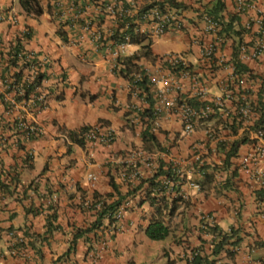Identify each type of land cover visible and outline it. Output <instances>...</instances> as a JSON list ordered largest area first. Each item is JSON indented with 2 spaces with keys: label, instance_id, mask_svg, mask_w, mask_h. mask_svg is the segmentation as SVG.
Returning <instances> with one entry per match:
<instances>
[{
  "label": "crops",
  "instance_id": "obj_1",
  "mask_svg": "<svg viewBox=\"0 0 264 264\" xmlns=\"http://www.w3.org/2000/svg\"><path fill=\"white\" fill-rule=\"evenodd\" d=\"M54 1L40 0L42 12L32 14L23 11L17 0H0L1 8L11 9L16 15L14 22L0 19L1 42L14 41L16 31L27 25L31 33L22 38V43L48 57L42 68L44 78L39 88L49 92L47 103L36 115L43 131L34 140H27L32 165L19 170V177L21 183L36 178L38 190L43 192L48 187L52 191L47 199L33 191L28 198L18 199L0 191V264H181L193 247H198L209 258H215L214 264H264V186L240 169L236 155L231 156L230 165L222 167L231 141L243 139L246 134L243 128L247 122L239 119L236 110L239 103L236 92L203 123L222 133L223 140L207 139L200 123L191 134L181 136L178 114L172 111L162 112L154 139L143 140L146 116L143 120L139 115L132 122L128 120L131 116L136 117L137 112L132 113L128 106L134 95L128 76L120 72V67L124 66L122 59L130 56L133 50L139 52V44L127 46L118 55L111 53L117 47L110 41L105 43L102 39L94 45L90 32L81 28L79 22L72 23L65 12L60 15L55 11ZM60 1L63 4L60 7H69V0ZM215 1L175 0L174 8L181 26H171L151 41H144L148 45L144 48L147 51L138 59L132 58L137 65L134 68L154 72L162 65L158 59L160 52H180L207 86L206 93L197 99L212 101L216 95L223 94L227 70L222 66L215 67L200 52V45L210 39V34L204 30L201 13L203 9L209 11ZM222 1L224 8L220 13L228 20L233 0ZM86 3L88 19L93 26L100 23L104 38L107 28L118 25L117 18L98 10L93 0H86ZM232 25L228 33L234 39L233 35L239 33L236 30L238 23L233 21ZM219 47L227 58L230 57V40ZM243 66L251 67L254 78L259 79L264 56ZM190 84V79L185 78L183 96H193ZM252 87L250 99L257 101L260 99L259 83L254 82ZM147 105L143 103V106ZM14 114V110L3 113V122L4 118ZM94 123H100L103 130L112 127L115 137L107 144H95L90 155L88 145L78 142L77 136L82 125ZM247 148L245 142L240 143L237 154ZM141 153L150 156L151 166L143 167ZM195 153L201 163L208 166L206 170L213 172L211 181H204L197 169ZM14 160L11 152L0 156L5 167ZM121 161L136 166L142 178L151 175L161 161L170 162L179 177H184L174 187L178 188L177 192L186 194L184 201L172 214L168 213V207L159 212L157 203H151L142 192L146 182L135 192L132 188L140 178L122 179ZM213 166L221 167L213 171ZM235 166L237 173L231 176ZM88 174L96 175L93 183L87 179ZM226 177L229 181L222 186ZM186 179L199 182L204 185L203 189L190 186ZM120 195L130 200L125 215L117 223L120 231L111 232L107 220L103 219L98 229L76 234L77 228H83L94 218L92 210L82 207V200L93 201L95 198L111 202ZM165 197L167 202L171 199L167 190ZM48 201L57 206L59 227L53 230L46 227ZM208 216L214 220L208 221ZM155 217H161L169 226V234L164 238L151 239L145 234V226ZM206 221L221 229L232 225L239 227L241 240L232 255L224 248L212 254L214 235L201 228ZM224 247L231 248L232 245L225 244ZM92 248L99 250L97 257L89 256Z\"/></svg>",
  "mask_w": 264,
  "mask_h": 264
},
{
  "label": "built area",
  "instance_id": "obj_2",
  "mask_svg": "<svg viewBox=\"0 0 264 264\" xmlns=\"http://www.w3.org/2000/svg\"><path fill=\"white\" fill-rule=\"evenodd\" d=\"M71 12V20L73 22H79L83 29H88L92 22L88 19L86 3H79V0H69ZM199 1V0H198ZM233 11L240 17V26H238L239 33L237 39L234 40L230 36L225 35L224 26L221 21L214 16L210 15L207 11L203 10L201 13L202 20L204 22V30L210 34V39L200 45V52L203 57L207 58L210 63H214L215 67L222 66L227 70L226 83L223 94L215 96L214 100L205 103L192 104L187 100V97L182 95V91L185 88L184 79L189 78L191 81L190 90L192 94L197 97H202L207 87L200 82V79L191 73L187 68V62L182 53L163 51L158 55V59L162 61L156 71L148 72L147 68H142L141 72L134 74V82L141 78L145 73L148 76V80L152 85L157 101L154 103L153 114L150 117V131L154 132L160 127L161 114L164 111H172L178 114L180 121V135H189L197 127V125L205 123L211 114L216 112L219 107H222L226 99L232 98L236 92L239 103L236 110L240 120H246L243 131L246 134L243 136V142L246 143L247 149L241 154H237L238 166L240 169L251 177L259 185L264 186V68L261 70V78H254V72L251 67H244L242 65L248 62L259 61L264 56V0H233ZM55 6L61 8L63 6L60 0L54 1ZM95 6L98 10L108 13L110 15H118L121 11L118 0H94ZM141 20L144 24L140 27L133 29L134 33H142L148 38H153L163 33L167 28L171 26L180 27V21L178 19L177 10L174 7H160L154 5L149 9H146L141 13ZM92 33L96 36H100V30L94 29ZM117 51L124 50L126 45L129 44L131 39V33L124 31L123 35L119 37ZM231 41L232 52L230 57L227 58L224 52L220 51V45ZM236 45V46H235ZM35 51L31 50L30 53L35 54ZM37 62L33 65L36 67ZM164 66V69H163ZM166 68V69H165ZM10 77H4L2 81L5 86L3 88L10 87V81L15 85L14 72L10 69ZM263 76V77H262ZM254 82L259 83L260 99L252 101L250 99V91L253 88ZM133 90L135 97L139 95L138 85ZM1 90V89H0ZM5 100L10 102L12 110L16 112V119L18 127L24 132L25 135H34L42 132L43 126L36 120V118H26V112L29 108V102L39 103L44 102V98L40 95L33 94L29 99H17L15 94H5ZM143 102L145 100H142ZM132 106L138 109L136 102ZM28 107V108H27ZM129 121H134L136 117H129ZM132 118V119H131ZM204 134L207 139L213 141H221L224 137L223 134L208 124H203ZM83 138L89 145L94 143L107 144L114 139V129L110 126L106 130L101 129L100 124H94L93 126L84 130ZM142 154V153H141ZM144 166H151L153 164L150 156L144 154L141 155ZM194 158L199 164H202L201 159L197 157V153L194 154ZM125 173L122 172V175ZM139 176L140 170L134 169L128 176ZM88 178L94 179L95 175L89 174ZM183 179L184 177H179ZM162 181L170 191L169 194L172 197L181 195L178 203L184 201L186 194L184 192H174L173 182L170 179L163 178ZM186 182L193 187L200 188L199 182L186 179ZM144 193V191H142ZM130 200H126L121 205L116 216H122L124 213V207L129 204ZM213 221L211 216H208V221ZM20 240V238H17Z\"/></svg>",
  "mask_w": 264,
  "mask_h": 264
},
{
  "label": "trees",
  "instance_id": "obj_3",
  "mask_svg": "<svg viewBox=\"0 0 264 264\" xmlns=\"http://www.w3.org/2000/svg\"><path fill=\"white\" fill-rule=\"evenodd\" d=\"M175 0H165V2H168L169 4L176 6ZM163 1H154L148 5H146L145 8H147L149 5H152L154 3H160L162 5ZM19 3L21 4L22 8L27 13L32 14H39L42 12L43 7L40 4V0H19ZM224 8V2L222 0H216L213 7L209 10V12L216 17H219L220 19H224L222 16V9ZM238 17L236 14H230L228 20H227V28L232 27L233 21H235ZM131 30V28L129 29ZM145 37L143 36H132L131 42H136L141 44V49L139 48V52L134 53L133 55H130L128 57H125L122 59V63L124 64L123 67H120V72L125 76H129L131 72H133L138 67L135 65L136 63L132 61V58H139V56L146 53L147 49L144 48L147 45V43L144 42ZM20 42L15 44H11V47L14 49H8L7 54L8 56L4 57L2 56L0 58V67L2 68L3 65H6L8 67L9 65H15L19 69L14 72V80L15 85L13 83H10V89L12 90L13 94H15L17 99H29L33 96L34 92L36 95L40 93V91L36 90V86L41 84V79L43 77L42 73L40 72L38 75L34 77L33 80H28L30 78L29 76V68H25L27 65L18 63L17 58V51L19 49ZM236 46V45H235ZM4 57V58H3ZM140 88V95H145L144 98L147 99V106L141 105L139 109L136 111L137 115L140 116V119L143 120L145 117V126L142 129V138L143 140L148 139H154V132L150 131V117L154 116L153 112V105L156 102L155 98L157 100V97L155 95L154 89L152 85L150 84L148 80V76L143 73L141 78H139L136 81ZM2 95H0L1 97ZM154 97V98H153ZM192 104H197L198 102L193 100V98L187 99ZM32 107V106H31ZM6 109V104H5ZM87 125H83L80 130ZM0 156L3 155V153H9L11 152V155L15 159L13 161V164H9L7 167L3 166L0 162V191L3 194H10L14 198H20L25 197L28 198L32 191L37 193L39 196L46 197V199L49 197V195L52 193L50 191V188L45 187V190L41 192L38 190L36 184L37 180L36 178L31 179L27 183H21L20 177H19V170L25 167H29L32 165L31 163V153L29 150H27V139L24 132L18 127L17 119L13 117L12 120L5 121L0 126ZM10 131V134L7 133V131ZM243 139H235L231 141L228 151L226 153V157L223 161V166L226 167L230 165L231 156L237 155V149L242 143ZM197 169L199 172L202 173V176L205 178L207 182L211 181L213 178V172L209 173L206 168L205 164H199L197 163ZM221 166H213V171L218 170ZM8 169V170H7ZM5 170V171H4ZM237 173V167L235 166L232 168L231 176L236 175ZM170 179L172 181H178L180 178L178 176L177 170L175 169V166L171 164L170 162H164L161 161L155 168V170L152 172L151 175L145 176L144 179H141L138 183L140 185L141 181H147L148 187L145 189V194H147L148 198L151 200V203L156 205V209L161 212L163 208L168 207V213H173V211L176 209L178 202L181 198V195H177L176 197H172L171 199L168 198V202L166 201L165 197V191L168 190L165 183L162 181L163 178ZM142 178V177H141ZM183 180V179H181ZM229 181V178L226 177L221 182L222 186L226 185ZM110 182H112L110 180ZM20 183V185H19ZM176 185V184H175ZM175 187V186H174ZM204 185L200 184V188L203 189ZM137 186L133 187L132 190H135ZM175 190L178 191V188ZM154 194H153V193ZM8 193V194H7ZM125 197V195H120L118 198L111 200V202H106L102 199L96 200L95 198L93 201L89 200L84 204L85 208H88L92 210V214L94 216L93 220H91L88 224H86L83 228H77V233L80 234L87 231H92L93 229H98L99 225H101V221L103 220L104 215H110L113 210H115L119 204L121 203L122 199ZM161 202V204H158ZM29 208L31 210H34V207H31L29 205ZM46 227L48 230H53L59 226V224L55 223V220L57 219L58 213H57V206L55 202L48 201L46 203ZM26 210H28V206L26 207ZM110 221H113V218L109 217ZM201 228L203 230L210 231L214 235L213 240V248H212V254L218 253L221 249H225L226 252L229 255H232L236 250V245L241 240V235L239 233V227L230 226L228 229H221L215 224H208L203 223ZM146 235L151 239H161L164 238L169 234V226L167 223L163 221L161 217H155L152 220L148 222V224L144 228ZM74 238V237H73ZM225 244H231V248L224 247ZM215 258H209L208 255L202 254L199 250L198 252L193 256V258L187 262V263H181V264H214Z\"/></svg>",
  "mask_w": 264,
  "mask_h": 264
},
{
  "label": "clouds",
  "instance_id": "obj_4",
  "mask_svg": "<svg viewBox=\"0 0 264 264\" xmlns=\"http://www.w3.org/2000/svg\"><path fill=\"white\" fill-rule=\"evenodd\" d=\"M196 1H198V0H196ZM199 1H201V0H199ZM79 3H86V0H79L78 1ZM118 2H120V4H119V6L122 8L121 9V11L118 13V15H111L113 18H117V22H118V25H114V26H111V27H109V28H107L106 29V35H105V37L104 38H102V34H103V32H104V30H103V28H102V26L100 25V23H98L96 26H93L92 24L88 27V29H85L86 31H89L90 32V38H91V40H92V43L95 45V41H99V40H104V42L106 43V41H110V43L113 45H116V47L118 46V43L120 42V39H119V37H121L122 35H123V32L124 31H127V32H130L131 33V38H132V36H143V37H145V41L147 40V41H151V39L152 38H148L146 35H144V34H142V33H134L133 32V29L135 28V27H140L141 25H143L144 24V21L143 20H141V13L143 12V11H145L146 9H149L150 7H152V6H154V5H158V6H160V7H165V6H169V7H174L173 5H171V4H169L168 2H165V4L163 3L162 5H160V3H154V4H152V5H149L147 8H145L146 7V5H148V4H150V3H152V2H154V1H146V2H142V1H137V0H118ZM234 3V2H233ZM87 4V3H86ZM93 4L95 5V3H94V0H93ZM21 5V4H20ZM54 5H55V3H54ZM70 6V5H69ZM57 8V9H56ZM21 9L23 10V11H25L23 8H22V6H21ZM71 8H69V7H61V8H58V7H56L55 6V11H57L60 15L62 14V12L64 13H66L67 15V17L70 19V21L72 22V23H77V22H73L72 20H71V14H72V12H71ZM203 10H205V9H203ZM205 11H207L210 15H212V16H214L215 18H217V19H219L220 21H221V23L223 24V26H224V31H225V35L226 36H229V33H228V28H227V20H225V19H220L219 17H216L215 15H213V14H211L208 10H205ZM26 12V11H25ZM103 12V11H102ZM27 13V12H26ZM105 13V12H104ZM178 13V12H177ZM231 13L234 15V14H236L233 10L231 11ZM108 14V13H107ZM236 16L238 17L236 20H235V22L236 23H238V26H240V17H239V15H237L236 14ZM0 19L1 20H4V19H7L9 22H14L15 20H16V15H15V13L10 9V11H7V10H5V9H3V8H1L0 7ZM238 26H237V28H236V30L239 32V29H238ZM97 27H98V30H100V36L98 37V36H96V34L94 33H92V30H94V29H97ZM82 28V27H81ZM131 28V30H129ZM230 28V27H229ZM30 33H31V29H30V27H28L27 25H25V26H23V27H21L20 29H18L17 31H16V34H15V39H14V41H9V43H7V44H3L2 42H1V40H0V58L2 57V56H4V57H6V56H8V54L6 53L7 52V50L8 49H14V48H12L11 47V44H15V42L16 43H18V42H20V45H19V49L18 50H16L17 51V58H18V63H19V65L20 64H22V65H24V64H26L27 63V65L25 66V68H29V71H28V73H29V76H30V78L28 79V80H33L34 79V77L36 76V75H38L40 72L42 73V75H43V70H42V68H43V65H44V63L45 62H48V57H47V55L46 54H44V53H42L41 51H39V50H36V49H33V48H26L25 46H24V44L22 43V38L24 37V38H27V37H29L30 36ZM238 36V35H237ZM237 36H236V38H234V40H236L237 39ZM131 44H139V48L141 49V44L140 43H136V42H131V39H130V41H129V44L128 45H126V47L127 46H131ZM4 49V50H3ZM31 50H33V51H35L34 53L35 54H32V53H30L31 52ZM114 50H111V53H114L113 52ZM123 51H125V49L124 50H121V51H117V55L120 53V52H123ZM134 53H136V51H132L131 52V55H133ZM180 53V52H179ZM184 56V55H183ZM3 57V58H4ZM37 58H39V62L36 64V67L33 65L34 63H36L37 62ZM187 62V61H186ZM187 68H188V70L191 72V73H194L193 71H192V69H191V67H190V65L188 64V62H187ZM242 68H244V66L242 65ZM10 69L11 70H13V72H16L19 68L17 67V66H15V65H9L8 67H6V65H3V67L1 68L0 67V95H2L1 97H0V104H1V108H0V116H1V120H2V123H4L3 122V119H2V117H4L3 116V113H8L9 111H11L12 110V106L10 105V102L8 101V100H5V94H12V90H7V89H10V87H6V88H3L2 86H5L4 85V82L2 81V79L4 78V77H10L11 76V74L9 75V72H10ZM142 69V68H141ZM141 69L139 70H134L133 72H131V74L128 76V80H129V83H130V88H131V90H132V93H133V90H134V88L136 87L135 85L137 84L138 85V83L136 82H134V74H136V72H141ZM195 74V73H194ZM196 76H197V74H195ZM14 76V75H13ZM126 77V76H125ZM198 77V76H197ZM42 78H44V75H43V77ZM42 80V79H41ZM201 82V81H200ZM9 83H11V81L9 82ZM41 83H42V81H41ZM202 83V82H201ZM204 84V83H203ZM41 85V84H40ZM40 85H38V86H36V90H38V91H40V93H38V95L40 96H42L43 98H44V102H41V103H39L38 104V102L36 101L35 103H31V102H29L28 104V106H29V108L27 109V112H26V115H27V113H30L29 115H27V117L26 118H36V120L40 123V125H42L41 124V121L39 120V118L36 116L37 115V113H39L42 109H44L45 108V105H46V103H47V101H46V99H47V95H48V91H45V90H39V88H40ZM204 85H206V84H204ZM207 87V86H206ZM138 88H139V85H138ZM35 93V92H34ZM144 96L145 95H140V88H139V95H137L136 97H135V95H134V99L133 100H130L129 102H128V106H129V108H130V110H131V112L132 113H134L135 114V112L139 109V107L141 106V105H143V103L146 105L147 104V99L146 98H144ZM185 97H187V96H185ZM190 97H187V99H189ZM191 98H193V100H194V98H195V101H197L198 103H205V102H210V101H204V100H201V99H197V96H191ZM142 100H145L144 102L142 101ZM157 101V100H156ZM134 102H136V104H137V106H138V109H136V107L134 108L133 106H132V104L134 103ZM197 103V104H198ZM5 104H6V109H5ZM197 104H194V105H197ZM32 106V107H31ZM13 111V110H12ZM137 114V113H136ZM13 117H15L16 118V115L14 114L11 118H4V120L5 121H8V120H12L13 119ZM146 118H147V116H146ZM1 123V124H2ZM1 124H0V126H1ZM94 124H100V123H94ZM94 124H84V125H87V126H85V127H83L81 130H79V133H78V136H77V140H78V142H80L81 144H87L88 145V153L90 154V155H92L93 154V150H92V148H93V146L95 145V144H102V143H94V145H89L88 143H87V141L83 138V132H84V130L85 129H87V128H89V127H91V126H93ZM83 126V125H82ZM43 131V130H42ZM42 132H40V133H38V134H34V135H26V139L27 140H34L35 138H37L40 134H41ZM115 137V136H114ZM242 139V138H241ZM243 141V140H242ZM32 155V154H31ZM122 162V161H121ZM121 165H123L122 167H121V176H122V179L123 180H130L132 177H138V178H140V180L141 179H144V178H141V176L139 175V176H131V175H129L128 176V174H130V172H132V170H134V169H138L136 166H134V165H132V166H128V165H126L125 164V162H122V164ZM155 170V169H154ZM122 172H124L125 174L124 175H122ZM89 175V174H88ZM88 175H87V179L91 182V183H93L94 182V180H96V175L95 174H93V175H95V178L94 179H90V178H88ZM179 176V175H178ZM165 178V177H164ZM178 181H183V180H178ZM144 182H146L147 184L142 188L143 190L142 191H144V193H145V189L148 187V182L147 181H141V183H140V185H138V184H136V185H134V187L135 186H137V188L134 190L135 192L138 190V188L141 186V184H143ZM177 183V181H175V182H173V191L174 192H177V190H175L174 189V186H175V184ZM133 189V188H132ZM168 192H170V191H168ZM179 193V192H178ZM90 199H84V200H82L81 201V203H82V205L84 206V204L86 203V202H88ZM126 200H128L127 198H123L122 199V201H121V203L119 204V206L115 209V210H113V212L109 215H104V217H103V219H106L107 220V224L109 225V227H111V232H117V231H120V228H118V225H117V223L120 221V219H122L123 218V216L125 215V212H126V210H127V206L129 205H127L126 207H124V213H123V215L122 216H116L115 215V213L118 211V209H119V207L121 206V205H123V203L126 201ZM182 201H183V199H182ZM177 202H178V200H177ZM179 204V203H178ZM109 217H111V218H113V221H110L109 220ZM55 223H57V219L55 220ZM205 223H208V224H211V222H208V221H206ZM58 224V223H57ZM201 226H202V224H201ZM59 227V226H58ZM99 227H100V225H99ZM98 227V228H99ZM146 234V233H145ZM166 237V236H165ZM21 240V239H20ZM102 244H104L103 242H102ZM95 248V247H94ZM94 248H92V250L91 251H89V256H91V257H97L98 255H99V250L98 249H94ZM94 249V250H93ZM198 250L200 251V249L198 248V247H193V248H190V250L187 252V254L185 255V261L183 262V263H187V262H189L192 258H193V256L198 252ZM201 252V251H200Z\"/></svg>",
  "mask_w": 264,
  "mask_h": 264
},
{
  "label": "rangeland",
  "instance_id": "obj_5",
  "mask_svg": "<svg viewBox=\"0 0 264 264\" xmlns=\"http://www.w3.org/2000/svg\"><path fill=\"white\" fill-rule=\"evenodd\" d=\"M17 2L19 3V0H17ZM234 38H236V35H233Z\"/></svg>",
  "mask_w": 264,
  "mask_h": 264
}]
</instances>
